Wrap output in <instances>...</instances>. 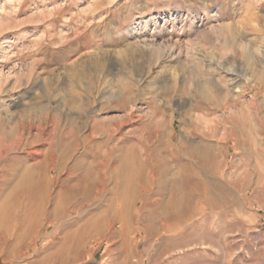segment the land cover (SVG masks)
<instances>
[{
	"label": "rangeland",
	"instance_id": "obj_1",
	"mask_svg": "<svg viewBox=\"0 0 264 264\" xmlns=\"http://www.w3.org/2000/svg\"><path fill=\"white\" fill-rule=\"evenodd\" d=\"M0 264H264V0H0Z\"/></svg>",
	"mask_w": 264,
	"mask_h": 264
},
{
	"label": "bare ground",
	"instance_id": "obj_2",
	"mask_svg": "<svg viewBox=\"0 0 264 264\" xmlns=\"http://www.w3.org/2000/svg\"><path fill=\"white\" fill-rule=\"evenodd\" d=\"M150 44V43H149ZM238 46L240 47H244V44L240 41V42H237ZM246 44V43H245ZM151 45V44H150ZM156 47V46H155ZM249 60H253V57L252 55L250 54V52L248 53V56H247V61L249 62ZM211 80V79H210ZM120 102V101H119ZM111 135V134H110ZM68 173V172H67Z\"/></svg>",
	"mask_w": 264,
	"mask_h": 264
}]
</instances>
